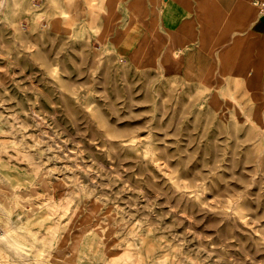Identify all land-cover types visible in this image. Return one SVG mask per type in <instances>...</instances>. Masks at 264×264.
<instances>
[{"label":"rangeland","instance_id":"1","mask_svg":"<svg viewBox=\"0 0 264 264\" xmlns=\"http://www.w3.org/2000/svg\"><path fill=\"white\" fill-rule=\"evenodd\" d=\"M159 5L0 0V264H264V46Z\"/></svg>","mask_w":264,"mask_h":264},{"label":"crops","instance_id":"2","mask_svg":"<svg viewBox=\"0 0 264 264\" xmlns=\"http://www.w3.org/2000/svg\"><path fill=\"white\" fill-rule=\"evenodd\" d=\"M261 5L264 0H160L156 19L163 38H169L176 48L186 49L191 43L216 40L219 50L212 56L223 55L229 58V64L234 56L233 72L237 73V42L241 41L245 47L241 49V65L248 63L245 58L248 51L257 56L264 46ZM249 63L252 67L257 61Z\"/></svg>","mask_w":264,"mask_h":264},{"label":"built area","instance_id":"3","mask_svg":"<svg viewBox=\"0 0 264 264\" xmlns=\"http://www.w3.org/2000/svg\"><path fill=\"white\" fill-rule=\"evenodd\" d=\"M260 11H261V12H264V5H261V7H260Z\"/></svg>","mask_w":264,"mask_h":264}]
</instances>
